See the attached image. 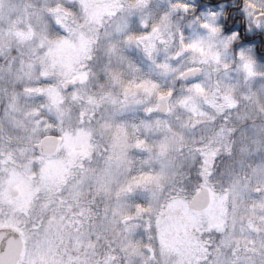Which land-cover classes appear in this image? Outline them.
I'll use <instances>...</instances> for the list:
<instances>
[{"label":"clouds","instance_id":"9594fccd","mask_svg":"<svg viewBox=\"0 0 264 264\" xmlns=\"http://www.w3.org/2000/svg\"><path fill=\"white\" fill-rule=\"evenodd\" d=\"M0 264H264V0H0Z\"/></svg>","mask_w":264,"mask_h":264}]
</instances>
